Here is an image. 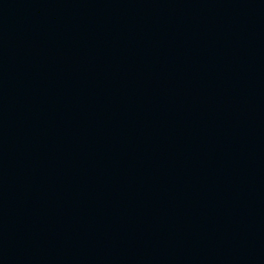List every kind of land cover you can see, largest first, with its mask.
<instances>
[{
	"label": "water",
	"instance_id": "water-1",
	"mask_svg": "<svg viewBox=\"0 0 264 264\" xmlns=\"http://www.w3.org/2000/svg\"><path fill=\"white\" fill-rule=\"evenodd\" d=\"M0 264H264V0H0Z\"/></svg>",
	"mask_w": 264,
	"mask_h": 264
}]
</instances>
